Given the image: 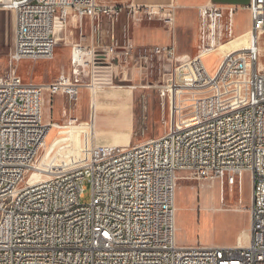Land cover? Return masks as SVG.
<instances>
[{
	"label": "built area",
	"instance_id": "2783aa9c",
	"mask_svg": "<svg viewBox=\"0 0 264 264\" xmlns=\"http://www.w3.org/2000/svg\"><path fill=\"white\" fill-rule=\"evenodd\" d=\"M245 7L247 42L231 51L223 47L236 39L237 8L209 2L197 8L193 55L178 54L174 40L137 52L131 37L122 44L112 38L108 60L97 62L93 50L106 45L97 18L158 19L174 34L177 7L0 0L15 22L10 69L0 75V264H264V0ZM69 15L80 23L81 36L72 46L70 71L48 84L24 81L18 64L51 59ZM129 57L134 68L152 66L156 58L169 68L156 84L163 108L168 105L165 132L133 146L96 144L84 162L59 170L36 155V142L51 130L43 93L78 100L79 75L89 76L84 86L93 92L111 81L101 73L114 61L125 77ZM244 172L252 180L249 244L178 245V180L219 179L224 188Z\"/></svg>",
	"mask_w": 264,
	"mask_h": 264
},
{
	"label": "rangeland",
	"instance_id": "374dc122",
	"mask_svg": "<svg viewBox=\"0 0 264 264\" xmlns=\"http://www.w3.org/2000/svg\"><path fill=\"white\" fill-rule=\"evenodd\" d=\"M220 1L223 2L224 0ZM247 1L231 0V2L236 3L237 8L235 13L236 41L223 47V50L227 52L240 46L243 41H245L244 43L247 42V36L243 37L249 31V14L244 5ZM7 16L6 14L1 16L4 22L0 31V75L10 69L9 55L14 42L10 43L11 33L8 28ZM95 23L100 24L105 31L101 37H107L110 34L112 39L115 34L116 42L119 44L124 43L125 39L132 37V35L139 44L152 43L153 38L149 34L133 33L136 24L169 28L158 19L144 18L135 21L129 18L127 14H121L114 18L102 15L95 20ZM83 24L85 34H89L90 22L84 19ZM67 25V30L61 34L62 40L57 42L51 59L25 60L18 64L17 73L24 81L48 84L55 81L60 73L70 71L72 46L81 40V36L80 23L78 25L72 15L68 16ZM14 27L15 22L13 23V36ZM99 32L101 33V30ZM171 33L173 38V32ZM181 35V32L178 31V43L181 42ZM191 37V34H185L186 43L191 41ZM194 40L195 38L193 43ZM151 46H137V52ZM261 47L264 50L263 43H261ZM127 59L129 64L125 62L124 64L129 66L125 70V77L118 61H114V67L109 73L112 75L111 81L108 80L105 85L96 88L98 95L111 90L123 93L122 98L129 107L128 111L123 110L124 114L122 111L116 110L115 105L112 107L115 110L113 111L114 115L116 114L114 119L117 121L121 119L123 126V129H119L118 132H113L115 122L113 117L109 116L112 113L107 112V117L104 116L102 119L103 123L100 118L94 120L103 127H99L95 124L96 122L91 121L90 95L92 91L88 86L82 88L78 100L70 101L65 96L58 100L57 94L52 95L49 92L45 96L44 118L45 122H51L52 129L48 138H45L46 147L40 156L45 158L47 156V162L52 163L55 170L81 164L89 157L92 147L96 144L133 146L161 136L165 132L168 105L166 103L163 108L156 84L164 78L167 67L164 68V64L156 58L152 62V66L148 65L146 68L139 69L131 67L132 58ZM260 61L264 63V52ZM96 91L95 93L92 92V103L95 111L101 106L97 101ZM58 106H60L59 110L61 111L57 114ZM65 107L68 110L66 115L62 111ZM50 111L52 118L46 120ZM90 130L94 133V137H90L86 141ZM225 182L227 181L225 180ZM85 186L83 203H88L91 200V185L89 182H85ZM251 201L252 180L249 172H244L237 177L233 186L225 183L224 193H221V181L219 179L213 181V179L180 178L175 192L177 244L182 246L185 242H192L191 245H203L204 241L208 239L230 240L235 238L239 230L251 224V212L247 209ZM206 207H223L224 209L208 212ZM238 207L241 208L238 209Z\"/></svg>",
	"mask_w": 264,
	"mask_h": 264
},
{
	"label": "crops",
	"instance_id": "0c3cea01",
	"mask_svg": "<svg viewBox=\"0 0 264 264\" xmlns=\"http://www.w3.org/2000/svg\"><path fill=\"white\" fill-rule=\"evenodd\" d=\"M100 3H119V4H135V5H165V4H169V3H173L176 7H177V11H176V29L175 32L173 34V38H172V33L170 32L169 28L166 27H162V26H144L142 24H136V26L134 27V31L133 33H146L149 34L152 38L153 41L151 44H139L138 42H136V39L134 38V35H132V41L136 46H145V45H167L169 43H171L172 40L175 41L176 43V47H177V51L178 54L180 55H193L196 51V44H197V8L201 5H204L206 3L209 2H213L216 4H219L221 6H235L236 3L231 2V0H224L223 2H221L220 0H99ZM249 0L244 4L245 6L248 5ZM247 9V8H246ZM248 11V9H247ZM7 16L8 18V28L10 29V43H12L14 41V36H13V23H14V14L12 11L10 10H5V9H0V31H1V25L4 22V20L2 19V15L3 16ZM249 14V31H250V26H251V20H250V13L248 11ZM236 23V22H235ZM99 30H101V33H104V29L103 27L101 28L100 24L98 25ZM178 31L181 32V42L178 43L177 40V34ZM249 31L247 32V34L243 35L247 36ZM135 33V34H136ZM185 34H191V38H190V42L186 43L185 41ZM248 37V36H247ZM103 38V42L106 45H109L111 43V36L110 34L106 37V36H102ZM112 38H114V40L116 41V37L115 34L114 36H112ZM194 43H193V39ZM117 41H119L117 39ZM236 40H234L235 42ZM245 41H243L244 43ZM146 43V42H145ZM241 43V44H243ZM240 44V45H241ZM191 45V47H190ZM191 48V49H188ZM103 55H106L105 52L102 53ZM114 62H112V66L110 68V70L102 72L101 74L103 75H107L109 73H111L112 68L114 67ZM110 75V79H111ZM48 92H44L43 93V118H44V106H45V96L47 95ZM81 93V92H80ZM123 93L121 91H116V90H111V91H105L104 93H100L99 95L96 93V98L97 101L101 104V106L96 109V111L94 110L93 107V103H92V93L90 95L91 98V110H90V119L92 122H96L94 121L95 119L97 120L98 118L103 119V117H107V112L108 113H112L111 117H113L114 119V112L115 111L112 107L113 105L116 106V110H120L123 112V110L128 111L127 107L128 105L123 101L122 98ZM98 96V97H97ZM58 100L62 97L63 95L61 94H57ZM60 106H58V110H57V114L59 113ZM63 114L66 115L68 113L67 108H63ZM124 113V112H123ZM125 114V113H124ZM49 116L46 117V120H49L52 118V112L50 111L48 113ZM100 116V117H98ZM45 120V118H44ZM115 122V126L113 127V132H118L119 129H123L122 123H121V119L119 121H117L116 119H114ZM103 123V121H102ZM95 124H97L99 126V122H96ZM99 127H103V126H99ZM213 181H216V179H213ZM221 193H224V188H222L221 186ZM218 210V209H224L223 207H206V211L210 212L213 210ZM250 242V226H245L243 227L241 230H239L235 236V238L230 239V240H218V239H208L206 241H204L203 245L205 246H219V247H237V246H247ZM194 243V242H193ZM192 242H185L184 245L182 246H193L191 245ZM198 245V244H197Z\"/></svg>",
	"mask_w": 264,
	"mask_h": 264
},
{
	"label": "bare ground",
	"instance_id": "6f19581e",
	"mask_svg": "<svg viewBox=\"0 0 264 264\" xmlns=\"http://www.w3.org/2000/svg\"><path fill=\"white\" fill-rule=\"evenodd\" d=\"M60 40H62L61 37L58 38V41H60ZM232 42H234V41H232ZM232 42H230V43H232ZM103 52H105L106 55H103L102 54ZM93 60H95L97 62H104V60H108V45H97L96 50H93ZM84 83H89V76L79 75V82H75V93L81 92L82 88L84 87ZM95 91L96 90H93L94 93H95ZM96 93H97V91H96ZM50 132H51V130L49 131V134H50ZM49 134H48V136H49ZM48 136H47V138H48ZM90 137L91 138L94 137V133H92L91 130H90L89 135L86 137V141ZM45 147H46L45 138H42V140H38L36 142L35 154L40 156V154L45 149Z\"/></svg>",
	"mask_w": 264,
	"mask_h": 264
},
{
	"label": "water",
	"instance_id": "95a60500",
	"mask_svg": "<svg viewBox=\"0 0 264 264\" xmlns=\"http://www.w3.org/2000/svg\"><path fill=\"white\" fill-rule=\"evenodd\" d=\"M167 71L169 70V68L167 67V69H166ZM125 84H129V83H125Z\"/></svg>",
	"mask_w": 264,
	"mask_h": 264
}]
</instances>
